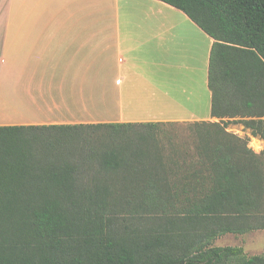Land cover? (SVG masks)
<instances>
[{"label": "trees", "instance_id": "trees-1", "mask_svg": "<svg viewBox=\"0 0 264 264\" xmlns=\"http://www.w3.org/2000/svg\"><path fill=\"white\" fill-rule=\"evenodd\" d=\"M160 1L214 40L209 88L219 122L189 124L196 161L177 147L162 155L153 141L165 124L0 127V264H264L210 248L225 219L264 213V154L227 131L240 123L264 141V0ZM94 162L100 177L87 187L83 164ZM172 210L186 224L181 258L151 257L118 234L111 214Z\"/></svg>", "mask_w": 264, "mask_h": 264}, {"label": "crops", "instance_id": "crops-1", "mask_svg": "<svg viewBox=\"0 0 264 264\" xmlns=\"http://www.w3.org/2000/svg\"><path fill=\"white\" fill-rule=\"evenodd\" d=\"M213 44L160 0H0V127L216 122ZM263 215L220 220L210 248L264 256Z\"/></svg>", "mask_w": 264, "mask_h": 264}, {"label": "rangeland", "instance_id": "rangeland-1", "mask_svg": "<svg viewBox=\"0 0 264 264\" xmlns=\"http://www.w3.org/2000/svg\"><path fill=\"white\" fill-rule=\"evenodd\" d=\"M216 122H219V120ZM227 131L242 138L247 143L248 148L256 154H264V141L259 137H254L251 131L245 129L242 124H228ZM133 133L136 135L141 134L139 132ZM130 137L133 139L135 138L134 135ZM153 143H157L162 147V155L164 157L173 154L172 148L177 147L179 149L177 152H180L179 155H188L186 158L187 161L192 162L193 154L194 161H196L194 150L196 133L194 127L189 124H168L161 126L159 132L154 137ZM159 154H161V152ZM83 165L82 174L84 176L82 179L84 185L89 187L92 185L94 178L100 177L101 166L98 162ZM111 214H115L116 223L114 228L118 234L122 237L127 236L131 240H135L140 245L139 247H141V249L146 248V250H148L147 253L151 257H160L164 255L181 258L183 256L179 243L183 241L182 236L185 233L186 224L183 222L182 214L174 210L167 212L158 211L154 213L117 211ZM158 239L163 242L162 246L150 249L147 248V245L154 243Z\"/></svg>", "mask_w": 264, "mask_h": 264}, {"label": "built area", "instance_id": "built-area-1", "mask_svg": "<svg viewBox=\"0 0 264 264\" xmlns=\"http://www.w3.org/2000/svg\"><path fill=\"white\" fill-rule=\"evenodd\" d=\"M252 148V147H251Z\"/></svg>", "mask_w": 264, "mask_h": 264}]
</instances>
